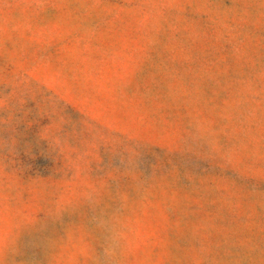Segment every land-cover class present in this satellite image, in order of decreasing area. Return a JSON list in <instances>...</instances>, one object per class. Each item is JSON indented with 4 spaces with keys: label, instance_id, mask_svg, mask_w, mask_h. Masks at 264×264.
I'll list each match as a JSON object with an SVG mask.
<instances>
[{
    "label": "rangeland",
    "instance_id": "obj_1",
    "mask_svg": "<svg viewBox=\"0 0 264 264\" xmlns=\"http://www.w3.org/2000/svg\"><path fill=\"white\" fill-rule=\"evenodd\" d=\"M0 264H264V0H0Z\"/></svg>",
    "mask_w": 264,
    "mask_h": 264
}]
</instances>
